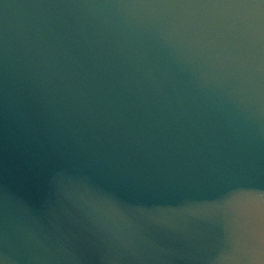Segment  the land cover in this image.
<instances>
[{
    "label": "water",
    "instance_id": "water-1",
    "mask_svg": "<svg viewBox=\"0 0 264 264\" xmlns=\"http://www.w3.org/2000/svg\"><path fill=\"white\" fill-rule=\"evenodd\" d=\"M0 264H264V0H0Z\"/></svg>",
    "mask_w": 264,
    "mask_h": 264
}]
</instances>
